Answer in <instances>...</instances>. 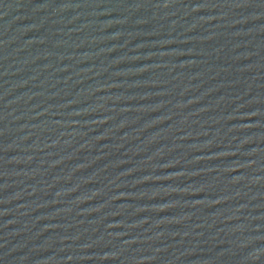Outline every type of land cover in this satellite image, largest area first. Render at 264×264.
Returning <instances> with one entry per match:
<instances>
[{
  "label": "water",
  "instance_id": "1",
  "mask_svg": "<svg viewBox=\"0 0 264 264\" xmlns=\"http://www.w3.org/2000/svg\"><path fill=\"white\" fill-rule=\"evenodd\" d=\"M0 264H264V0H0Z\"/></svg>",
  "mask_w": 264,
  "mask_h": 264
}]
</instances>
